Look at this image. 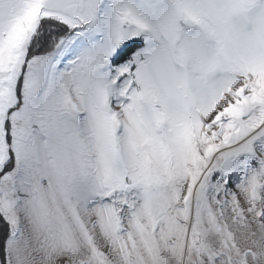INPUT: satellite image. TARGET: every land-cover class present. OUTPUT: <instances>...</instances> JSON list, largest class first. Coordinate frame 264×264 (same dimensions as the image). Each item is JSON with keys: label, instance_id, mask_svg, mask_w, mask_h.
<instances>
[{"label": "snow or ice", "instance_id": "6c2138e0", "mask_svg": "<svg viewBox=\"0 0 264 264\" xmlns=\"http://www.w3.org/2000/svg\"><path fill=\"white\" fill-rule=\"evenodd\" d=\"M0 264H264V0H0Z\"/></svg>", "mask_w": 264, "mask_h": 264}]
</instances>
